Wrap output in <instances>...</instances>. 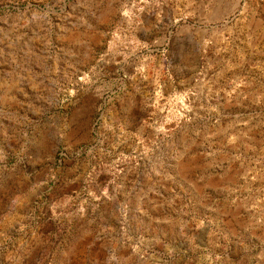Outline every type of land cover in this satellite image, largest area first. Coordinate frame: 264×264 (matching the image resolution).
Listing matches in <instances>:
<instances>
[{"label":"rangeland","instance_id":"obj_1","mask_svg":"<svg viewBox=\"0 0 264 264\" xmlns=\"http://www.w3.org/2000/svg\"><path fill=\"white\" fill-rule=\"evenodd\" d=\"M0 264H264V0H0Z\"/></svg>","mask_w":264,"mask_h":264},{"label":"water","instance_id":"obj_2","mask_svg":"<svg viewBox=\"0 0 264 264\" xmlns=\"http://www.w3.org/2000/svg\"><path fill=\"white\" fill-rule=\"evenodd\" d=\"M91 132H93V130H90V129L88 128V133H87V135H86V137H85V140H88V139H89V137L91 136Z\"/></svg>","mask_w":264,"mask_h":264}]
</instances>
